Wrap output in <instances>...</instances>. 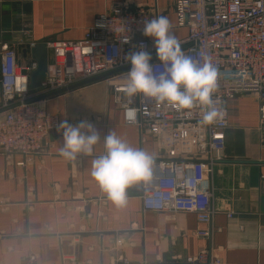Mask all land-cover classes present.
I'll list each match as a JSON object with an SVG mask.
<instances>
[{"label": "crops", "instance_id": "crops-1", "mask_svg": "<svg viewBox=\"0 0 264 264\" xmlns=\"http://www.w3.org/2000/svg\"><path fill=\"white\" fill-rule=\"evenodd\" d=\"M176 2L0 0V61L4 44L16 47L18 61L27 64L34 60L31 42L81 39L99 14L116 6L144 7L150 19L168 17L182 40L188 27L178 25ZM144 37L153 44V38ZM44 104L72 124L91 122L101 139L92 155L78 154L75 160L61 155L58 132L23 165L19 153L0 155V264H124L122 259L186 264L211 245L224 264H264V150L254 94H239L228 103L225 157L211 175L216 211L210 226L194 213L144 210L141 181L129 186L126 202L117 205L92 177V160L106 154L104 137L110 132L153 158L159 155L153 136L124 122L107 82L45 98ZM207 227L211 238L197 235Z\"/></svg>", "mask_w": 264, "mask_h": 264}, {"label": "built area", "instance_id": "built-area-1", "mask_svg": "<svg viewBox=\"0 0 264 264\" xmlns=\"http://www.w3.org/2000/svg\"><path fill=\"white\" fill-rule=\"evenodd\" d=\"M176 16L178 25L188 27V35L180 40L185 54L198 64L210 59L219 69L213 100L223 110V119L202 124L199 108L186 115L143 94L125 95L131 66L124 63V53L141 45L152 54L154 74L164 72V65L143 36L148 10L116 6L99 14L81 39L47 42L49 62L39 91L30 88L36 61L19 62L16 47L2 46L0 155L19 153L24 157L22 165L31 161L63 120L44 107V95L104 75L124 122L157 143L159 155L151 175L141 180L144 210L194 213L199 223L210 226L216 211L211 175L214 164L225 157L228 103L239 94H254L259 101L258 130L264 150V0H177ZM123 39L129 43H122ZM212 232L207 227L197 235L211 238ZM185 263L224 264L212 245Z\"/></svg>", "mask_w": 264, "mask_h": 264}, {"label": "clouds", "instance_id": "clouds-1", "mask_svg": "<svg viewBox=\"0 0 264 264\" xmlns=\"http://www.w3.org/2000/svg\"><path fill=\"white\" fill-rule=\"evenodd\" d=\"M143 35L153 38L156 58L164 65V72L154 74L152 54L141 45L124 53V63L131 66L127 70L125 95L131 98L143 94L158 105H170L186 115L199 108L202 124L223 119V110L213 100L219 69L212 61L206 59L198 64L186 55L166 16L146 18ZM122 43H129V39H123ZM57 132L63 139L61 155L68 160H75L78 154L92 155L101 139L99 131L87 120L72 124L64 119ZM104 147L106 154L92 160L91 175L110 200L122 205L126 202L127 188L150 177L154 158L129 145L115 132L104 137Z\"/></svg>", "mask_w": 264, "mask_h": 264}, {"label": "water", "instance_id": "water-1", "mask_svg": "<svg viewBox=\"0 0 264 264\" xmlns=\"http://www.w3.org/2000/svg\"><path fill=\"white\" fill-rule=\"evenodd\" d=\"M48 46L46 42H36L34 46L30 47V52L32 55V58L36 61L37 66L36 68L32 71L31 76H30V88L32 90H41L42 88V82L46 78V72L48 68V62H49V56H48ZM104 78V75L98 76L91 78L89 80H85L79 83H76L70 87L63 88L61 90L55 91L53 93H49L44 95L45 98L52 97L55 95L62 94L68 90L81 87L83 85L101 80Z\"/></svg>", "mask_w": 264, "mask_h": 264}, {"label": "rangeland", "instance_id": "rangeland-1", "mask_svg": "<svg viewBox=\"0 0 264 264\" xmlns=\"http://www.w3.org/2000/svg\"><path fill=\"white\" fill-rule=\"evenodd\" d=\"M250 94H251V93H250ZM43 105H45L44 102H43Z\"/></svg>", "mask_w": 264, "mask_h": 264}]
</instances>
